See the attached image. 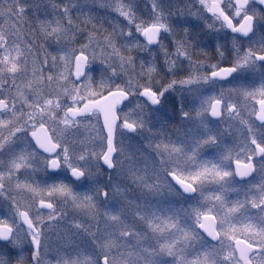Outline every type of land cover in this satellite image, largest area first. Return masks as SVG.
Masks as SVG:
<instances>
[{
    "label": "snow or ice",
    "instance_id": "1",
    "mask_svg": "<svg viewBox=\"0 0 264 264\" xmlns=\"http://www.w3.org/2000/svg\"><path fill=\"white\" fill-rule=\"evenodd\" d=\"M0 264H264V0H0Z\"/></svg>",
    "mask_w": 264,
    "mask_h": 264
},
{
    "label": "flooded vegetation",
    "instance_id": "2",
    "mask_svg": "<svg viewBox=\"0 0 264 264\" xmlns=\"http://www.w3.org/2000/svg\"><path fill=\"white\" fill-rule=\"evenodd\" d=\"M238 22V21H237Z\"/></svg>",
    "mask_w": 264,
    "mask_h": 264
}]
</instances>
